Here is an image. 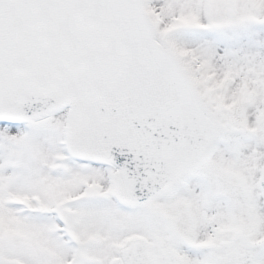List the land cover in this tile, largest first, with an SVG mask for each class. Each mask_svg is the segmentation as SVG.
Returning <instances> with one entry per match:
<instances>
[{
  "label": "snow or ice",
  "instance_id": "6c2138e0",
  "mask_svg": "<svg viewBox=\"0 0 264 264\" xmlns=\"http://www.w3.org/2000/svg\"><path fill=\"white\" fill-rule=\"evenodd\" d=\"M0 264H264V0H0Z\"/></svg>",
  "mask_w": 264,
  "mask_h": 264
}]
</instances>
